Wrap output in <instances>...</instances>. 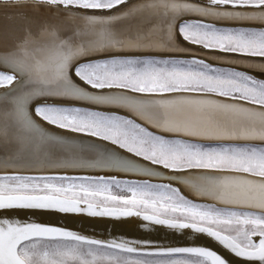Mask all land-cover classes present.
Masks as SVG:
<instances>
[{"label": "snow or ice", "instance_id": "1", "mask_svg": "<svg viewBox=\"0 0 264 264\" xmlns=\"http://www.w3.org/2000/svg\"><path fill=\"white\" fill-rule=\"evenodd\" d=\"M47 5L88 54L51 80L0 40V264H264V0Z\"/></svg>", "mask_w": 264, "mask_h": 264}, {"label": "clouds", "instance_id": "2", "mask_svg": "<svg viewBox=\"0 0 264 264\" xmlns=\"http://www.w3.org/2000/svg\"><path fill=\"white\" fill-rule=\"evenodd\" d=\"M32 4L47 5V0H0V5ZM159 35L158 28H152L147 35H140L133 40L125 37V47ZM16 51L20 60L38 76L51 80L68 79L72 65L82 56L87 55L79 40H72L56 27L45 24L35 33L26 28L22 39L16 41Z\"/></svg>", "mask_w": 264, "mask_h": 264}, {"label": "bare ground", "instance_id": "3", "mask_svg": "<svg viewBox=\"0 0 264 264\" xmlns=\"http://www.w3.org/2000/svg\"><path fill=\"white\" fill-rule=\"evenodd\" d=\"M60 16L62 17L63 13H60ZM57 19L56 10L48 5L33 6L32 4H21L12 7L0 5V40L9 39L12 34L21 33L26 28H30L35 33L45 24L56 23ZM110 223L108 220H84L81 230L91 232L92 229H96L99 231L108 228ZM67 226L72 229L80 228V224L71 219L68 221ZM114 231H124L128 236L136 234L127 231L124 227L115 229ZM160 235H163V230H161ZM154 238L159 239L160 237L156 236ZM174 242L178 246H209L213 250L218 251V253L223 254L222 250L215 243L202 236L194 240L175 238Z\"/></svg>", "mask_w": 264, "mask_h": 264}]
</instances>
